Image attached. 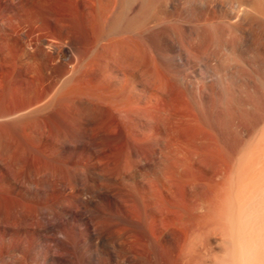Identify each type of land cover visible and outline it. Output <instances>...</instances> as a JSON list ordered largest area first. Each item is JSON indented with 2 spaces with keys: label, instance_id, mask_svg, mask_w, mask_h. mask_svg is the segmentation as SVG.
<instances>
[{
  "label": "bare ground",
  "instance_id": "1",
  "mask_svg": "<svg viewBox=\"0 0 264 264\" xmlns=\"http://www.w3.org/2000/svg\"><path fill=\"white\" fill-rule=\"evenodd\" d=\"M0 11L51 62L0 103V264H264V0Z\"/></svg>",
  "mask_w": 264,
  "mask_h": 264
},
{
  "label": "rangeland",
  "instance_id": "2",
  "mask_svg": "<svg viewBox=\"0 0 264 264\" xmlns=\"http://www.w3.org/2000/svg\"><path fill=\"white\" fill-rule=\"evenodd\" d=\"M14 24L16 22L10 12L0 11L1 104H4L8 97V89L31 88L41 96L50 88V34L40 40L8 36L9 26ZM60 68L63 70L62 65ZM197 244L199 245V242Z\"/></svg>",
  "mask_w": 264,
  "mask_h": 264
}]
</instances>
